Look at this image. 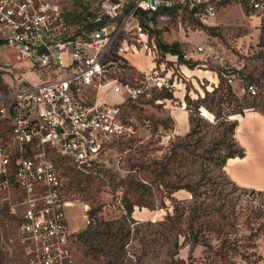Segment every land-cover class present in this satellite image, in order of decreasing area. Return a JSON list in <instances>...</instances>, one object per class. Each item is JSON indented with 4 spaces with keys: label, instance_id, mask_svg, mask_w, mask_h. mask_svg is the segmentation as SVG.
Masks as SVG:
<instances>
[{
    "label": "built area",
    "instance_id": "built-area-1",
    "mask_svg": "<svg viewBox=\"0 0 264 264\" xmlns=\"http://www.w3.org/2000/svg\"><path fill=\"white\" fill-rule=\"evenodd\" d=\"M65 1L0 0V47L31 65L30 72L49 75L0 92V208L5 205L16 220L15 248L25 264H75L63 211L70 196L57 159L81 171L105 165L113 147L136 134L124 105L150 99L153 87L162 86L119 58L135 51L118 40L127 23L133 20L139 28L137 12H170L184 5L204 4V16L214 15L201 0H99L92 22L106 18L108 23L75 37L65 22ZM263 2L247 0L246 6L258 10ZM195 51L211 56L201 46ZM223 76L231 85V77ZM241 92L257 94L254 85ZM109 93L120 101L108 103Z\"/></svg>",
    "mask_w": 264,
    "mask_h": 264
},
{
    "label": "rangeland",
    "instance_id": "rangeland-1",
    "mask_svg": "<svg viewBox=\"0 0 264 264\" xmlns=\"http://www.w3.org/2000/svg\"><path fill=\"white\" fill-rule=\"evenodd\" d=\"M201 1L210 4L214 10V15L209 17L204 16L203 7H200L195 14V17L203 25L210 28L208 32L193 28L187 20H183L178 12L169 21H162L159 18L144 19L142 23L148 28V31L139 25L137 28V23L130 20L126 30H123L119 35V41L126 40L129 47H133L135 50L132 53H121L119 58L127 59L126 61L132 65L136 74L149 72L153 79L162 82L161 88L153 87L152 96L161 90H167L172 93L174 99L152 101L148 105L138 106L139 110L135 112L126 109L124 116L135 128V137L113 147L106 158V164L101 166L114 174L115 183L121 180L126 181L132 174L130 168L135 163L146 160L151 155L161 156L166 152L170 142L176 138V136H171L175 121L171 116V111L182 106H184V111H187L182 93L186 94L188 89L190 98L196 99L198 94L203 95L204 89L207 90V87H210L212 90L214 87L211 85L210 79L207 82L203 75L206 77L215 76L218 84L217 72H224L231 77L234 92L238 96H242L244 92L241 91L245 84L244 75L255 73L257 77L264 70V57L260 56H264V46L259 47V43L264 44V2L262 8L252 10L248 7L243 9L240 5L241 0ZM243 1L246 5L247 0ZM65 2L62 7L65 22L70 27L72 34H81L80 36H82L89 28L86 26L87 23L82 22V19L90 14L88 24L93 23L99 0H66ZM121 22H117L118 27ZM79 23L82 25L78 26ZM142 31H146L149 36L150 31H154L152 38H147L144 35L141 37ZM155 33H158V39L161 42L181 43L182 52L187 56L184 59L196 61L199 65L190 69L179 64L174 56H162L160 53H154L150 40L155 39ZM140 39H143L144 43L139 42ZM144 45L146 49H144ZM197 46L208 49L211 56L206 58L204 54L196 53L195 47ZM30 68L31 65L17 60L12 50L0 47V92L14 90L25 83L39 82V78L43 80L49 76L48 73L30 72ZM202 71H206V74H202ZM258 92L264 93V88L258 89ZM106 101L113 104L119 102L120 98L109 93L106 95ZM202 117L210 123L213 121V115L210 113L208 117L203 115ZM204 130L207 132L206 141H208L209 132L214 130V127L205 126ZM225 173L231 180L226 170ZM208 176L217 181L222 178L214 166H209ZM66 185L70 199L64 201L63 211L66 230L69 234H77L86 228L88 222L86 211L89 208H97V218L112 224L120 221L121 216L125 214L120 203V195L126 185L116 189L109 183L81 181L72 184L66 183ZM237 187L242 188L238 184ZM224 188V194L227 195L228 200L238 206H251L264 215V194H250L249 190L252 188H243L246 189L245 192L233 191L231 185ZM174 197L181 201L187 200L184 203H188L190 198L189 194L184 191L174 194ZM165 203L169 205V201ZM168 210L170 208L157 207L154 210L134 208L131 215L132 220L126 221V225L130 228V239L124 247L125 254L119 264L170 263L169 252L173 251V240L172 238L167 239L161 225ZM16 238V220L8 215L0 222V264H17L15 258L17 253L14 252ZM181 242L182 239H179V244ZM88 245L96 251L99 250L97 240H86L80 244L78 252L81 262L79 264H100V261L97 263L89 261L91 255L84 254ZM104 251L102 249L101 252L96 253L99 259H103ZM253 253L249 261L238 260L236 264H264V234L257 238ZM189 254L188 246H180L175 259L187 261ZM135 255L141 256L138 262ZM192 256L194 258L201 257L202 248L194 249ZM258 258L260 259L257 260Z\"/></svg>",
    "mask_w": 264,
    "mask_h": 264
},
{
    "label": "trees",
    "instance_id": "trees-1",
    "mask_svg": "<svg viewBox=\"0 0 264 264\" xmlns=\"http://www.w3.org/2000/svg\"><path fill=\"white\" fill-rule=\"evenodd\" d=\"M240 5L243 9H247L243 0L240 1ZM200 7H204V4L194 5L191 8L189 5L175 6L170 12H166V9L152 14L137 12L136 19L139 26L148 31L142 23L144 19H160L162 14L172 18L179 12L183 20H187L193 28L208 32L210 28L195 17ZM89 16L90 14L82 19V22L89 26L87 32L108 22L104 18L99 22L88 24ZM118 22L120 23L121 19ZM80 25L82 23L78 24ZM150 32V36L146 31H142V34L152 38L154 31ZM154 35L155 39L150 40L154 53L174 56L179 64L190 69L199 65L196 61L184 59L181 43H164L158 39V33ZM263 46V43H259V47ZM224 74L221 71L217 72L218 84L211 91L204 89L203 95L198 94L196 99H191L188 95L189 90H186L184 100L185 108L189 112V131L184 136H176L161 156L151 155L146 160L135 163L130 168L132 174L126 181L121 180L115 183L114 174L98 165L81 171L75 169L67 160L57 159L58 168L64 177L65 191L69 196L66 183L81 181L109 183L115 189L126 185L120 195V203L125 212L120 221L112 224L98 219L97 208H89L86 211L88 219L86 228L70 238V249L75 264L81 262L78 249L86 240H97L98 251L105 250L102 253L103 259H99L96 254L98 251L88 245L84 254L91 255L89 261L96 263L100 261V264H119L125 254L124 247L130 239V228L126 225V221L132 220L131 215L135 207L149 210L157 207L170 208L161 223L167 239L173 240V251L169 252V264H236L238 260L249 261L254 254L257 238L264 234V215L251 206H238L227 199V195L224 194L225 186L231 185L233 191L245 192L246 189L237 187L227 177L224 167L228 159L242 158L245 155L244 149L235 139L237 120L232 117L243 116L246 111L259 112L264 117V93L258 92V89L264 88V70L257 77L255 73L244 75V88L254 85L257 90L255 96H250L247 92L238 96L232 85L227 83ZM173 99L170 91L161 90L154 93L150 99L139 100L136 103L127 102L124 110L135 112L139 110L138 106L148 105L152 101ZM202 108L213 115L211 123L202 117ZM205 126L214 127V130L209 132L208 141H206ZM209 166H214L219 171L222 177L220 181L208 176ZM179 191L189 194L188 203H184L187 200L181 201L174 197V194ZM249 193L264 194L253 189H250ZM166 201H169V205H166ZM7 216V208L2 205L0 222ZM114 224L115 226H112ZM179 239H182L180 244ZM180 246H188L190 249L187 261L175 259ZM197 247L202 248V256L194 258L192 253ZM14 252L17 253L15 256L17 264H25L18 249ZM140 257L135 255L137 262Z\"/></svg>",
    "mask_w": 264,
    "mask_h": 264
},
{
    "label": "crops",
    "instance_id": "crops-1",
    "mask_svg": "<svg viewBox=\"0 0 264 264\" xmlns=\"http://www.w3.org/2000/svg\"><path fill=\"white\" fill-rule=\"evenodd\" d=\"M202 72L206 74V71ZM203 78L207 82L210 79L214 87L217 85L215 76L203 75ZM207 90L211 88L207 87ZM184 94L182 93V96ZM184 110L182 106L171 111V116L175 120L172 137L184 136L189 131L188 112ZM232 119L237 120L235 139L244 149L245 155L242 158L228 159L224 169L234 184L262 192L264 191V117L259 112L246 111L243 116H233Z\"/></svg>",
    "mask_w": 264,
    "mask_h": 264
},
{
    "label": "bare ground",
    "instance_id": "bare-ground-1",
    "mask_svg": "<svg viewBox=\"0 0 264 264\" xmlns=\"http://www.w3.org/2000/svg\"><path fill=\"white\" fill-rule=\"evenodd\" d=\"M201 111H202V115H203V116L208 117L209 113H208L206 110H204V109L202 108Z\"/></svg>",
    "mask_w": 264,
    "mask_h": 264
}]
</instances>
